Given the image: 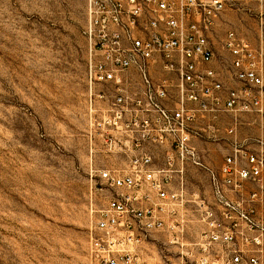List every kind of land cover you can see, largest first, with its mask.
Listing matches in <instances>:
<instances>
[{"label": "built area", "instance_id": "built-area-1", "mask_svg": "<svg viewBox=\"0 0 264 264\" xmlns=\"http://www.w3.org/2000/svg\"><path fill=\"white\" fill-rule=\"evenodd\" d=\"M229 2L88 0V254L96 264H151L143 249L157 232L197 264H239L262 242L254 183L263 152L234 139L216 170L194 144L222 114L237 125L242 114L264 113V47L231 29L223 39L229 65H216V27ZM189 165L208 171L211 203L190 190Z\"/></svg>", "mask_w": 264, "mask_h": 264}, {"label": "rangeland", "instance_id": "rangeland-1", "mask_svg": "<svg viewBox=\"0 0 264 264\" xmlns=\"http://www.w3.org/2000/svg\"><path fill=\"white\" fill-rule=\"evenodd\" d=\"M87 6L88 0H0V264H96L88 254L94 125ZM231 29L264 47V0H230L214 38L223 69ZM220 117L216 138L200 145L207 164L219 165L234 139L264 154V113L242 114L237 125L227 113ZM97 157L102 165L105 156ZM197 176L205 181L203 169ZM254 189V236L262 242L249 245L239 264H251L247 255L264 264V167ZM143 254L151 264H197L165 232L154 233Z\"/></svg>", "mask_w": 264, "mask_h": 264}, {"label": "crops", "instance_id": "crops-1", "mask_svg": "<svg viewBox=\"0 0 264 264\" xmlns=\"http://www.w3.org/2000/svg\"><path fill=\"white\" fill-rule=\"evenodd\" d=\"M220 120H221V117L219 116V118L215 122V127L217 126V129L220 128V124H219ZM200 125H202L204 127L205 126V121L204 120L201 121ZM206 135H207V137L205 139H198V138L194 139V144L196 145V147L198 148L200 154L202 155L203 161H204L205 149L200 148V145L203 146L204 145L203 141H206L207 139L214 140L216 138L215 132H212V131H210L209 133L207 131ZM231 144L232 143H230L228 148H227V153H226L225 157L227 155H229V153L231 152ZM225 157H224L223 161L219 165H209L205 161L204 162L208 166H210V167H212V168H214L216 170H219L220 167L225 162ZM200 168L203 169L204 172H205V181L204 180H200L198 178V176H197V171ZM187 176H188V182H189L190 190L193 191V192L198 193L200 196L206 198L208 200V202L211 203L212 200H213V196H212V189H211V184H210V176H209L208 171L206 169L202 168V167H198V166H195V165H189L188 170H187ZM195 180L197 182L196 183L197 186H193V185H195V183H194ZM249 188L252 189V183L247 182L246 189L248 190Z\"/></svg>", "mask_w": 264, "mask_h": 264}]
</instances>
